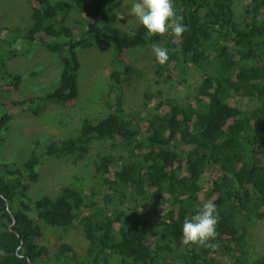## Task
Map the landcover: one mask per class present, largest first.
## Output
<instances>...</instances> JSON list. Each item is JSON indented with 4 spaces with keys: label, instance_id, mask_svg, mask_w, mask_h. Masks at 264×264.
I'll list each match as a JSON object with an SVG mask.
<instances>
[{
    "label": "trees",
    "instance_id": "trees-1",
    "mask_svg": "<svg viewBox=\"0 0 264 264\" xmlns=\"http://www.w3.org/2000/svg\"><path fill=\"white\" fill-rule=\"evenodd\" d=\"M70 1L79 26L67 24L66 1L30 0L31 25L0 38V92L14 91L21 83L5 61L17 55L11 46L25 41L61 62L58 86L40 100L72 106L78 96L76 49L110 45L107 98L113 110L96 122L83 120L75 137L48 143L43 155L82 160L94 142L109 141L128 159L109 153L98 158L95 171L103 177L88 202L70 186L56 197L32 200L28 190L38 180L40 163L35 154L19 167L1 168L0 264H108L114 256L121 264H264V252L250 259L244 242L246 224L264 219V0H249L241 23L234 18V0H174L187 31L165 42L169 59L157 63L155 72L172 71L180 63L203 72L193 84L192 101L167 97L144 116L124 110L121 86L128 77L123 71L130 68L117 67L129 48L155 43L163 35L149 36L140 24L119 30L117 0ZM234 97L256 103L243 108L226 102ZM33 101L1 98L0 106L25 110ZM9 119L7 113L0 115V141ZM207 200L219 212L218 235L210 241L214 247L185 245L183 222ZM138 201L153 202V219L126 210L127 202ZM40 221L77 230L86 243L81 256L66 242L51 251Z\"/></svg>",
    "mask_w": 264,
    "mask_h": 264
},
{
    "label": "rangeland",
    "instance_id": "rangeland-1",
    "mask_svg": "<svg viewBox=\"0 0 264 264\" xmlns=\"http://www.w3.org/2000/svg\"><path fill=\"white\" fill-rule=\"evenodd\" d=\"M64 1L69 5L67 24L79 26L81 20L75 7L70 0ZM116 2L117 28L124 32L135 28L139 23L128 15L130 0ZM248 2L249 0H234V18L238 23L242 22ZM120 14L123 16L122 19ZM31 22L30 0H0V38L10 29L19 28L22 31L27 29ZM171 36L173 35L170 32L165 33L155 43L129 48L123 63L117 67L121 71L124 66L130 68L123 71V75L128 78L121 86L123 107L128 114L144 116L153 113L158 101L167 97L176 101H192L193 84L198 82L202 70L191 64L180 63L172 71L162 70L160 75L155 72L157 62L151 46L152 44L164 46ZM11 49L17 50V55L7 59L6 66L9 71L21 76V83L14 91L0 92V99L22 101L31 98L34 101L27 104L25 110L0 106V115L3 113L10 115L1 132L0 169L5 166L19 167L31 154H35L40 158V163L36 166L38 180L32 183L28 190V196L32 200L43 195L56 197L62 187L70 186L83 192L88 202L89 192L100 189L103 177L95 171V162L101 155L107 153L120 161H125L128 159L125 150L119 147L112 148L109 141H97L92 144L88 155L77 161L71 156L62 158L45 156L43 152L44 147L52 141L75 137L83 120L96 122L113 110L114 106L108 103L110 99L107 98L113 62L111 46L99 43L92 47L76 49L79 63L78 96L75 104L69 107L40 100L58 86L61 71L58 57L38 44H29L25 41L13 44ZM226 102L237 103L243 108H251L256 103L237 97L228 98ZM34 111L37 113L34 114ZM107 176L112 175L109 173ZM98 202L103 203L100 199ZM126 208L135 217L154 218L152 201H138L136 205L127 202ZM82 211L88 212L89 209L83 208ZM39 225L44 234L43 242L51 251L66 242L73 247L78 257L81 256L86 243L77 230H63L43 221H40ZM245 228V247L250 259H254L264 252V219L251 220ZM108 264L121 262L114 256Z\"/></svg>",
    "mask_w": 264,
    "mask_h": 264
},
{
    "label": "clouds",
    "instance_id": "clouds-1",
    "mask_svg": "<svg viewBox=\"0 0 264 264\" xmlns=\"http://www.w3.org/2000/svg\"><path fill=\"white\" fill-rule=\"evenodd\" d=\"M128 15L134 17L149 36L171 33L180 38L187 31L183 18L177 14L174 0H130ZM120 18L123 16L120 14ZM152 53L157 63L163 65L169 59V49L159 44H152ZM219 212L212 200L198 206L190 217L183 222L181 235L185 245L214 247L217 233Z\"/></svg>",
    "mask_w": 264,
    "mask_h": 264
}]
</instances>
